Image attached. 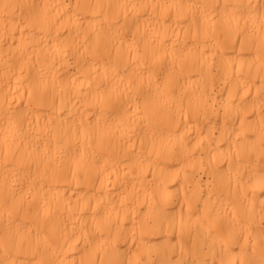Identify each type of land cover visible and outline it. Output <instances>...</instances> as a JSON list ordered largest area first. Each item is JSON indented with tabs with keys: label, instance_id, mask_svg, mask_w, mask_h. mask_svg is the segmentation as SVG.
Here are the masks:
<instances>
[{
	"label": "bare ground",
	"instance_id": "obj_1",
	"mask_svg": "<svg viewBox=\"0 0 264 264\" xmlns=\"http://www.w3.org/2000/svg\"><path fill=\"white\" fill-rule=\"evenodd\" d=\"M0 264H264V0H0Z\"/></svg>",
	"mask_w": 264,
	"mask_h": 264
}]
</instances>
